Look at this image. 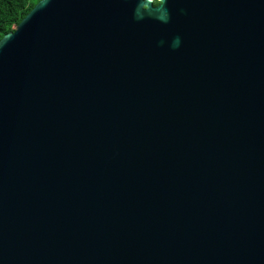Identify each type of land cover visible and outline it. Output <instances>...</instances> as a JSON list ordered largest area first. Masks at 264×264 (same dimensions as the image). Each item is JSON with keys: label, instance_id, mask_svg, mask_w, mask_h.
Wrapping results in <instances>:
<instances>
[{"label": "water", "instance_id": "obj_1", "mask_svg": "<svg viewBox=\"0 0 264 264\" xmlns=\"http://www.w3.org/2000/svg\"><path fill=\"white\" fill-rule=\"evenodd\" d=\"M0 264H264V0H41L5 35Z\"/></svg>", "mask_w": 264, "mask_h": 264}, {"label": "trees", "instance_id": "obj_2", "mask_svg": "<svg viewBox=\"0 0 264 264\" xmlns=\"http://www.w3.org/2000/svg\"><path fill=\"white\" fill-rule=\"evenodd\" d=\"M41 0H0V40L14 32Z\"/></svg>", "mask_w": 264, "mask_h": 264}, {"label": "flooded vegetation", "instance_id": "obj_3", "mask_svg": "<svg viewBox=\"0 0 264 264\" xmlns=\"http://www.w3.org/2000/svg\"><path fill=\"white\" fill-rule=\"evenodd\" d=\"M154 1V6H158L159 5V0H153Z\"/></svg>", "mask_w": 264, "mask_h": 264}]
</instances>
